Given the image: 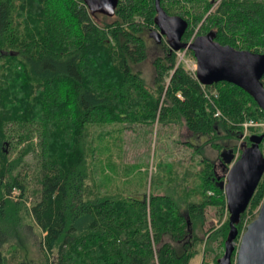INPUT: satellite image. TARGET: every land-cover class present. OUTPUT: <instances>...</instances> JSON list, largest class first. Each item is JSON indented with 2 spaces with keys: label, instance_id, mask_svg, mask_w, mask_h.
<instances>
[{
  "label": "trees",
  "instance_id": "trees-1",
  "mask_svg": "<svg viewBox=\"0 0 264 264\" xmlns=\"http://www.w3.org/2000/svg\"><path fill=\"white\" fill-rule=\"evenodd\" d=\"M213 3L161 0L160 6L187 22V40L189 27ZM95 16L104 19L95 20L82 0H0V249L18 240L28 217L44 234V264H188L200 242L192 230L203 208L225 207L212 164L201 159L199 191L194 189L200 202L189 193H93L86 182L88 127L179 120L206 138L204 144L232 154L236 145L230 141L241 137V124L262 120L264 113L227 82L204 86L217 88L212 105L162 40L161 54L152 60L156 96L145 88L133 68L147 58V31L156 30L153 0H119L112 17ZM201 30L214 31L221 45L261 53L264 0H220ZM28 155L33 164L23 166ZM29 190L36 197L28 206ZM263 197L264 177L248 211ZM228 230L226 220L219 230L223 240ZM0 264H6L1 250Z\"/></svg>",
  "mask_w": 264,
  "mask_h": 264
},
{
  "label": "rangeland",
  "instance_id": "rangeland-1",
  "mask_svg": "<svg viewBox=\"0 0 264 264\" xmlns=\"http://www.w3.org/2000/svg\"><path fill=\"white\" fill-rule=\"evenodd\" d=\"M212 1V0H210ZM220 0H213L212 8L207 14L216 7ZM179 10V9H175ZM175 10L172 9L173 12ZM194 27H189V36L185 42H191L196 36L204 35L201 30L205 17ZM95 20H102L100 16H94ZM109 21L111 18H105ZM138 20V19H137ZM152 29L155 26L151 27ZM201 30V31H200ZM150 31L146 33L147 58L134 65L133 70L140 74L144 86L156 96L154 89V69L152 60L161 54L162 43H157L154 38L149 36ZM161 40L166 44L164 37ZM263 52L264 48H258ZM179 55L184 59L179 63L183 70L194 76L193 72L187 68L186 60L194 61L190 50L175 51V64H177ZM196 63V62H195ZM192 68V66H190ZM168 80H166V83ZM202 91L212 99V103L218 97L216 87L205 88ZM179 94H177L178 96ZM163 100L161 96L160 103ZM214 105V103H213ZM158 113V110L157 112ZM262 129L254 128L249 134H260ZM241 138V137H240ZM234 138L230 145L235 144L236 150L238 144L241 146L245 139ZM32 142L36 146L37 137H32ZM206 138L193 135L184 125L183 121H164L160 122L157 118L153 122H119L103 125H92L88 127L87 138V163H88V188L94 193L96 190L100 194L112 190V193H121L123 195H143L150 193L163 195L164 193L175 192L176 195L185 193L192 194V200L200 202V195L194 194V189L199 191V184L202 176L204 164L202 158L209 160L212 164L215 175L220 181L225 180L230 164H226L221 157L224 150L218 151L210 144H204ZM221 142V141H219ZM215 143V141H214ZM191 144V145H189ZM23 144H21L22 146ZM261 152L264 148V140L259 145ZM199 148L200 152L195 149ZM37 151V149H34ZM11 155L14 150L10 151ZM263 153V152H262ZM264 155V154H263ZM31 155L26 156L23 166L31 163ZM28 168V167H27ZM24 172V170L22 171ZM264 173L260 179H263ZM34 183L30 181V186ZM193 191V192H191ZM200 193V192H199ZM207 194H212L210 191ZM19 192L12 190L11 196L17 197ZM25 197L26 204L29 206L36 197L29 190ZM264 202V197L259 205L253 210L248 211L249 207L240 218L239 230L233 240V246L237 249L240 237L244 232L245 226L257 216L258 208ZM202 221H196L193 228L195 238L200 240L196 246L197 253L188 262V264H217V260L224 253V241L221 231L223 223L227 220L228 212L226 205L223 209L207 205L202 210ZM192 227V226H191ZM212 229V231H209ZM228 234V232H227ZM19 238L15 242L4 244L0 249L6 259V264H19L23 261L25 264H44L40 242L43 233L30 218L26 217L24 224L18 232ZM212 235L208 239V236ZM227 236V235H226ZM166 240V239H165ZM235 250L232 253V262L235 259Z\"/></svg>",
  "mask_w": 264,
  "mask_h": 264
},
{
  "label": "water",
  "instance_id": "water-1",
  "mask_svg": "<svg viewBox=\"0 0 264 264\" xmlns=\"http://www.w3.org/2000/svg\"><path fill=\"white\" fill-rule=\"evenodd\" d=\"M119 0H82L92 15L112 17ZM161 0H153L156 30L149 33L157 43L164 37L171 51L188 49L196 61L195 79L200 85L210 86L227 82L246 92L264 113V53L235 49L221 45L214 40L215 32L209 31L196 36L191 42L182 41L187 22L179 16L168 15L160 6ZM249 145L241 144L239 157L227 170L224 181L216 185L223 191L228 212V234L224 242V253L217 264H264V202L258 208L257 216L249 222L240 237L235 250L233 240L237 235L236 225L246 210L253 193L264 173V155L260 143L264 132L251 134ZM224 162L230 164L231 151L221 154ZM218 178V176H216ZM235 259L232 262V253Z\"/></svg>",
  "mask_w": 264,
  "mask_h": 264
},
{
  "label": "built area",
  "instance_id": "built-area-1",
  "mask_svg": "<svg viewBox=\"0 0 264 264\" xmlns=\"http://www.w3.org/2000/svg\"><path fill=\"white\" fill-rule=\"evenodd\" d=\"M183 50H185V49H183ZM261 53H264V51L261 52ZM182 59H184L183 56H180L179 55L178 62L175 65L176 66H179V63L182 61ZM185 62L188 64V67L187 68H189L194 73L193 74L194 75L193 77H195V70H196V63H195L196 61H195V59H194V61L186 60ZM190 66H192V68ZM261 82H262V84L264 83V75L261 78ZM201 86H204V85H201ZM203 93H204V91H203ZM204 95L207 98V100L213 105L212 99L209 98L207 96V94H204ZM178 96L180 97V95H178ZM213 116L214 117H219L220 116L219 110L215 109L214 112H213ZM241 126L243 128V132H242V135H241L240 140L241 139H244L245 137H248L250 135L249 134V130L252 129V128L253 129L254 128H260V129H262V132H264V119H262V120H247V121L243 122L241 124ZM240 152H241V146L238 144L236 150H234L233 153H232L233 158L231 160L232 163L230 165H232L233 162L239 157Z\"/></svg>",
  "mask_w": 264,
  "mask_h": 264
},
{
  "label": "flooded vegetation",
  "instance_id": "flooded-vegetation-1",
  "mask_svg": "<svg viewBox=\"0 0 264 264\" xmlns=\"http://www.w3.org/2000/svg\"><path fill=\"white\" fill-rule=\"evenodd\" d=\"M213 170H214V169H213ZM216 179H217V182H218V181H219V177H218V178H216ZM216 179H215V180H216Z\"/></svg>",
  "mask_w": 264,
  "mask_h": 264
}]
</instances>
